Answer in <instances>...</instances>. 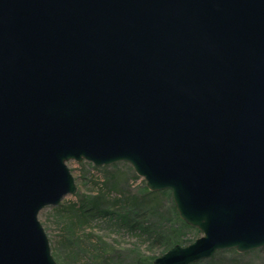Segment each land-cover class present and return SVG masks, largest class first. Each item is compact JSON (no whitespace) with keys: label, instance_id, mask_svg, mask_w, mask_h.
I'll list each match as a JSON object with an SVG mask.
<instances>
[{"label":"water","instance_id":"obj_1","mask_svg":"<svg viewBox=\"0 0 264 264\" xmlns=\"http://www.w3.org/2000/svg\"><path fill=\"white\" fill-rule=\"evenodd\" d=\"M128 162L201 235L264 246V0H0V264H57L38 219L67 161Z\"/></svg>","mask_w":264,"mask_h":264},{"label":"rangeland","instance_id":"obj_2","mask_svg":"<svg viewBox=\"0 0 264 264\" xmlns=\"http://www.w3.org/2000/svg\"><path fill=\"white\" fill-rule=\"evenodd\" d=\"M67 166L74 176L76 192L64 195L58 204L44 206L38 213V219L49 239L51 254L57 264H115L92 261L91 254L84 249L91 243L109 244L113 246V249L122 251V254L126 255L122 264H147L142 261V255L147 259L154 258L172 246L166 247V243L172 244L179 240L180 242L176 243L186 245L202 234L198 228L180 218L170 190L151 191L146 187L144 178L139 176L128 162L118 161L109 165L96 166L85 159L81 161L71 159L67 161ZM107 187H110L109 192ZM97 188L109 194L104 200L107 204L112 203L115 198L131 196L139 202L155 206L152 211L154 213L146 216L142 223L148 224L151 230L141 231L142 234L139 231L137 232L140 234H129L124 230H117L107 221L97 219L87 222L73 219L71 224L64 222L63 212L57 210L58 207L73 201L81 204L79 206L87 205L86 202L94 195ZM146 190L149 192L165 190L166 192L153 193L151 196L154 198L150 199L144 194ZM82 200L87 201L80 202ZM100 237L102 239L97 240ZM85 238L87 240L84 243ZM79 240H83L80 242L81 245L77 242ZM138 256L141 257L137 262ZM192 264H264V246L243 252L235 248L218 249L212 256Z\"/></svg>","mask_w":264,"mask_h":264},{"label":"trees","instance_id":"obj_3","mask_svg":"<svg viewBox=\"0 0 264 264\" xmlns=\"http://www.w3.org/2000/svg\"><path fill=\"white\" fill-rule=\"evenodd\" d=\"M104 182H106V180ZM109 189L110 187H107L108 192ZM115 191H119V190H115ZM163 192L166 191L164 190L159 192H149L148 190H146L144 191V194H146V196L151 199L154 198L153 196H151L153 195V193L163 194ZM107 195L109 194H105L104 192H102V190L97 188V191L94 193V195H92L89 198L88 202H86L87 200L80 201V202H86L87 205L79 206L81 204H78L77 202L73 201L60 205L57 210L63 212L64 222L68 224L69 223L71 224L73 219L75 221L79 220L80 222L82 221L87 222L89 220L91 221L97 219V220L107 221L110 225L117 228V230H124L126 233L129 234H133V233L142 234L141 231L149 232L151 230V228L147 226L148 224L144 225L142 223L144 221V218H146V216H149L152 213V211L155 209V206H153L152 204L139 202L131 196H123L121 198H115L112 203L107 204L104 201L105 196ZM147 197L146 199L148 200ZM169 201H170V197H169ZM172 209L174 208L172 207ZM137 231H139L140 233ZM87 239L86 238L84 239V243L86 242ZM101 239L102 237L98 238L97 240H101ZM77 242L79 245H81L80 242H83V240L82 241L79 240ZM176 242H180V241L179 240L174 241L172 244L166 243L167 244L166 247L170 245H174L176 244ZM102 245L91 243V244H87V248H84L88 250V252L91 254L92 261L97 263H105V262L115 263V264L123 263V260L124 258H126V255H123L122 251L113 249L112 248L113 246L109 244L108 245L102 244ZM139 257L141 256H138L137 262L139 261ZM142 258H143L142 259L143 262H147V264H152L151 260L153 259V257H149V259H147V257L142 255Z\"/></svg>","mask_w":264,"mask_h":264}]
</instances>
